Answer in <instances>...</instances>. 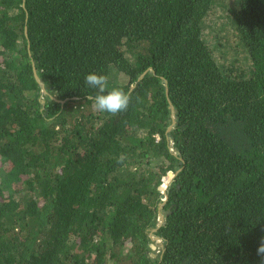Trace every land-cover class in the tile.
Wrapping results in <instances>:
<instances>
[{"label":"trees","instance_id":"1","mask_svg":"<svg viewBox=\"0 0 264 264\" xmlns=\"http://www.w3.org/2000/svg\"><path fill=\"white\" fill-rule=\"evenodd\" d=\"M262 236L264 0H0V264H259Z\"/></svg>","mask_w":264,"mask_h":264},{"label":"clouds","instance_id":"2","mask_svg":"<svg viewBox=\"0 0 264 264\" xmlns=\"http://www.w3.org/2000/svg\"><path fill=\"white\" fill-rule=\"evenodd\" d=\"M84 83L95 90L94 95L86 96L92 101L95 111L116 115L127 110L131 97L123 89L113 87L108 90V77L97 73H89L84 78ZM257 256L260 257L259 264H264V236L260 238L257 248Z\"/></svg>","mask_w":264,"mask_h":264},{"label":"rangeland","instance_id":"3","mask_svg":"<svg viewBox=\"0 0 264 264\" xmlns=\"http://www.w3.org/2000/svg\"><path fill=\"white\" fill-rule=\"evenodd\" d=\"M219 25H221V21L218 18L213 17V18H210V20L207 23L206 28H205V35H206L208 42L213 47V54L216 55L217 57H219L221 60H224V61H228V60L235 61L236 64L239 61L242 62L243 57L241 55H238L237 53H235V52H237V50H235V49L230 50L229 45H227L228 47H224V46L220 47L219 45H217L218 42L214 38V35H216L215 30L218 28ZM213 28H216V29L213 30ZM224 50L226 52H224ZM113 87H117V86H112V85L109 86V88H113ZM151 236L153 239V245L156 247L155 250L153 251V254L156 257V255L159 254L161 249H162V242L160 239L153 236L152 234H151Z\"/></svg>","mask_w":264,"mask_h":264},{"label":"water","instance_id":"4","mask_svg":"<svg viewBox=\"0 0 264 264\" xmlns=\"http://www.w3.org/2000/svg\"><path fill=\"white\" fill-rule=\"evenodd\" d=\"M25 33L27 34V31H25ZM34 76H35L36 81L39 83V85H40L41 87H44V84H43L42 81L40 80V78H39V76H38V74H37V72H36L35 69H34ZM141 78H142V77H141ZM172 110H173V107H172ZM173 111H174V110H173ZM174 122H175V121H173V123H174ZM170 129H171V127L169 128V131H170ZM180 170H181V169H180ZM180 170H178L177 173H178ZM177 173H175V174H171V173H169L168 176H167V179H166V182H167V183H166L165 185H162L161 187H159V190L162 192V199H163L164 202L167 201V199H168V196H167V193H166L167 186H168V184H169L170 182H172V180L176 177ZM163 205H164V203H162V204L159 205V212H161V209H162ZM163 220H164V216L162 215V213H160V221H161V223L163 222ZM156 230H157V229H155V230H153V231H156ZM150 247H151V249H152L153 251H154L155 248H156L153 244H151ZM151 255H152L153 257H155L154 254H151Z\"/></svg>","mask_w":264,"mask_h":264}]
</instances>
